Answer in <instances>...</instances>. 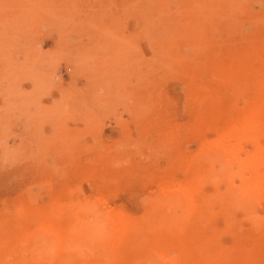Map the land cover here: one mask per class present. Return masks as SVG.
Wrapping results in <instances>:
<instances>
[{
    "label": "rangeland",
    "instance_id": "374dc122",
    "mask_svg": "<svg viewBox=\"0 0 264 264\" xmlns=\"http://www.w3.org/2000/svg\"><path fill=\"white\" fill-rule=\"evenodd\" d=\"M0 76V264H36L29 212L84 210L95 196V211L133 222L163 211L157 184L190 181L197 160L210 167L203 191L217 194L215 261L264 264V188L241 203L202 150L255 99L264 106V0H0ZM55 249L46 264L79 263Z\"/></svg>",
    "mask_w": 264,
    "mask_h": 264
},
{
    "label": "bare ground",
    "instance_id": "6f19581e",
    "mask_svg": "<svg viewBox=\"0 0 264 264\" xmlns=\"http://www.w3.org/2000/svg\"><path fill=\"white\" fill-rule=\"evenodd\" d=\"M202 1L203 3L206 2V0ZM200 2L198 3L200 4ZM197 5L194 6L198 7ZM198 9H201V7H198ZM192 15L196 16L198 14ZM194 18H192L193 20L191 17L187 19L194 21L196 20V18ZM12 39L14 38L12 37ZM20 42H22L21 39ZM9 71H7V73ZM153 73L155 72L153 71ZM2 76H0L1 79ZM17 76L15 75L13 78ZM239 115H241L240 126H236L235 124L226 125L220 138L213 144L203 145L202 150L206 153L213 154L214 157L221 160L226 173L229 174V177L226 175L224 176V180L228 184V187L235 194L244 191L241 203H246V201H252L253 197H255V199L258 198L261 190L264 188V142L260 141L258 136L259 133H257L259 131L260 133L264 131V106L262 101L260 99H255L253 103L240 112ZM163 134L164 133H162V135ZM245 134L253 135V147L250 151L248 150V152H246L243 147V136ZM188 169L189 167H186V165L183 167L185 173L188 172ZM208 169H210L208 163L197 160L195 174L193 178L189 176L190 181H178L176 179H163L160 181L159 184H157L159 187L157 191L162 197L158 195L159 199L158 196H155L156 200L153 199V202L165 204L167 201V206L161 212L146 211V213L140 215L138 219L133 222L127 212L118 208H108L104 213H102L103 210L100 211V213L95 211L96 206L89 205V203L92 204L94 201H96V204H99L97 203L98 198L94 195L96 200L93 198V200H91V195H89L87 197L90 198L91 201L88 203L87 198V200H83L87 201L86 206L84 203L80 204L81 206L84 205V210H75L74 208V210L69 209L68 211L63 209V211L60 212L54 209L53 211L44 212L31 211L27 214L26 210L18 208L21 210L22 214H27L31 217L32 221H35L37 224H35L36 227L34 229L30 228L26 230L25 236V240H32L33 242L30 243L32 245H30L29 248L34 252V261L36 264H46L43 257L56 252L57 249L55 248L60 247L61 249V247H63L62 249H65V252L62 254L66 255V253L71 254V252H73L72 254H75L76 258H73L75 255L71 254L70 256L68 255L69 259L70 257L77 259L79 262L78 264H118V262L124 258L122 256L125 255V253H127L125 264H220V262L218 263L215 261L218 255L222 256L223 254V250L220 249L216 237V233H218L219 229L213 227L210 223L214 215L213 211L216 205L217 194H206L203 191L205 179H209L206 177L208 175L206 170ZM93 175L95 176V174ZM235 177H238L236 180H239V183L241 182L240 185L238 183V186L236 183V185L233 183L236 181L234 180ZM100 179L101 174L99 176V180ZM191 190H196V192L201 195V201L198 205L191 204L189 197ZM77 194H79V192ZM80 198L81 197L77 199ZM151 198H153V196ZM82 199L83 198H81V200ZM56 200L58 204L63 205L68 201L65 196L58 197ZM104 202L106 201H103V203ZM169 207L173 209L177 208L180 211L175 210L170 212L168 210ZM206 219L207 222L205 223L204 220L206 221ZM184 229L187 230L185 231ZM158 231L159 234H157ZM181 232L183 233L182 236L188 232V237H190L189 239L191 240L189 243L190 246L188 245V247H186L187 244H183L184 236L183 239L181 238L182 236H179ZM43 234L51 236V243L49 242L50 238L48 237L49 239L47 240L44 239L46 236H43ZM156 235H158L159 238H156ZM152 236L155 241H152ZM129 238L131 240H128ZM148 238L152 242H147ZM162 243H164V245H162ZM90 244H93L94 247L92 251L89 247ZM243 251L245 252V250ZM244 252H239V255L242 253V257L246 258L247 254ZM243 260L245 263L247 262L246 259ZM123 262L125 261L123 260ZM249 263L247 262V264Z\"/></svg>",
    "mask_w": 264,
    "mask_h": 264
}]
</instances>
